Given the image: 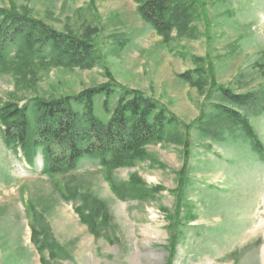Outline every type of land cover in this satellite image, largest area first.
<instances>
[{"label":"rangeland","instance_id":"374dc122","mask_svg":"<svg viewBox=\"0 0 264 264\" xmlns=\"http://www.w3.org/2000/svg\"><path fill=\"white\" fill-rule=\"evenodd\" d=\"M143 1L0 0L94 47L84 67L7 49L0 106L27 107L32 121L36 100L108 86L93 100L103 121L132 92L174 120L131 166L88 159L60 174L5 144L0 124V264H264V157L237 128L222 142L199 130L218 105L233 108L221 89L264 92V0H192L189 35L167 37L142 18ZM248 120L264 147V113Z\"/></svg>","mask_w":264,"mask_h":264},{"label":"trees","instance_id":"16d2710c","mask_svg":"<svg viewBox=\"0 0 264 264\" xmlns=\"http://www.w3.org/2000/svg\"><path fill=\"white\" fill-rule=\"evenodd\" d=\"M193 4L192 0H145L138 10L157 34L167 37L177 29L188 36L187 24ZM10 48H16L27 58L66 67H84L94 53V47L84 40L58 32L26 13L0 9V62ZM181 78L188 81L189 75ZM101 94L109 96L113 92L103 86L57 100H36L32 121L27 107L6 103L0 106L3 142L13 146L14 151L20 149L30 162L42 157L50 174L71 171L81 160L88 159L99 161L110 170L131 166L143 156L146 146L164 139L167 126L174 120L155 102L132 92L129 93L132 96L121 98L109 119L103 121L96 116L93 103ZM220 95L221 102L233 108L218 105V110L199 130L222 142L224 130L237 128L252 140L256 151L264 157V147L248 120L251 115L264 113V92L235 94L221 89ZM104 109L108 114L107 102ZM112 188L122 197L119 187L113 185ZM81 217L84 222H90L96 233L95 215L82 214Z\"/></svg>","mask_w":264,"mask_h":264}]
</instances>
